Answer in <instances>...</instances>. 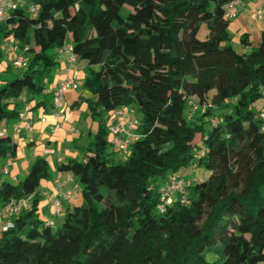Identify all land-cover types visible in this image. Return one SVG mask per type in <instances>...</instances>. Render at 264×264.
<instances>
[{
    "label": "trees",
    "instance_id": "obj_1",
    "mask_svg": "<svg viewBox=\"0 0 264 264\" xmlns=\"http://www.w3.org/2000/svg\"><path fill=\"white\" fill-rule=\"evenodd\" d=\"M232 1L26 0L36 16L28 7L9 12L0 47L14 37L28 51L24 68L0 73V208L36 198L0 231V264H264V109L254 108L264 97V32L257 47L244 33L249 50L236 52L229 27L239 12H225ZM67 43L86 63L82 88L100 125L82 162L58 166L77 178L83 203L55 228L39 214L37 191L52 177L46 158L19 184L2 181L17 154L2 125L27 106L53 107L49 87ZM212 91L217 104L192 113L190 102L208 104ZM126 108L139 111L140 123L118 162L106 125ZM190 169L207 177L162 211L160 187Z\"/></svg>",
    "mask_w": 264,
    "mask_h": 264
},
{
    "label": "crops",
    "instance_id": "obj_2",
    "mask_svg": "<svg viewBox=\"0 0 264 264\" xmlns=\"http://www.w3.org/2000/svg\"><path fill=\"white\" fill-rule=\"evenodd\" d=\"M260 9L263 10L264 14V2L260 0H240L239 14L234 20V23H237L239 27H243L245 33L249 34L252 43L259 41L261 34L264 32V15L261 19L251 18V14L258 12ZM248 20L249 22L251 21L249 25L246 23ZM248 30L250 33L247 32ZM252 34H256L254 39L251 36ZM257 35L259 36L258 38ZM2 45L4 47V58L0 63V73L6 75L7 66L11 65V56L7 53L4 44ZM85 68L86 63L78 61L76 72L78 90L70 91L65 95L63 108L55 110L54 107H51L46 112L44 109L38 108L30 113L32 130L23 129L19 135L16 134V127L22 124L21 119L2 125V130L7 132L17 144L16 158L5 163L2 170V181H9L15 185L19 184L27 176L37 157L46 158L51 167L52 177L48 181H43L37 191L41 197L39 214L45 221L52 220L55 228H59V221L62 225L65 218L64 214L68 209L78 206L76 202L81 196V187L77 178L71 173L59 172L58 166L69 160L82 162L84 160L85 147L93 139V135L97 133L100 125V119L92 117L87 103V100H92L94 97L83 88L79 92L80 83L82 87L85 80ZM66 71L67 63L65 57H60V64L56 70L55 79L49 87L52 93L64 78ZM22 101H25V98ZM126 111L137 117L140 116L138 114L139 111L135 108H126ZM108 117L107 129L112 118L111 115H108ZM43 119L45 121H42ZM133 134L137 135V131L135 130ZM129 151L115 154L114 157L118 161L121 155L124 157L123 154H126L128 155L125 157L124 161H126L129 157ZM194 175L193 173L187 178H196ZM74 190L78 191V196L63 201L61 215L52 216L51 205L53 201L61 197L63 193ZM34 198H36V195Z\"/></svg>",
    "mask_w": 264,
    "mask_h": 264
},
{
    "label": "built area",
    "instance_id": "obj_3",
    "mask_svg": "<svg viewBox=\"0 0 264 264\" xmlns=\"http://www.w3.org/2000/svg\"><path fill=\"white\" fill-rule=\"evenodd\" d=\"M264 2V0H260ZM240 0H233L226 8V17L233 19L238 14ZM26 0H0V24L4 23L10 11L16 8L24 9L27 8ZM28 11L36 16L38 8L35 6H29ZM253 18L260 19L263 17V10L260 9L258 12L253 13ZM6 47L7 53L11 56V65L14 68L22 69L26 66V59L24 54L28 51L27 47L22 46L18 40L14 37H9L3 42ZM60 57H65L67 63V71L65 72L64 78L59 82L53 95V107L55 110H59L64 106V97L70 91L78 90L76 81L77 72V57L73 53L72 46L67 43L60 50ZM192 113L201 112L205 113L208 105L201 104L197 100L190 102ZM111 123L108 127L109 142L111 150L115 154L127 153L130 149V145L133 142L136 134L133 132L137 130L139 126V118L126 111L125 109L114 110L111 114ZM263 125L262 130L264 131V111L260 115ZM22 124L16 127V134H20L23 129L32 130V117L30 115V108L27 106L21 117ZM42 121H45L44 119ZM214 124L217 120H213ZM5 133H1L4 136ZM194 180H189L182 177H169L166 183L160 187L159 198L161 201L160 208L163 211L167 205L173 203V201L180 195H184L186 187L191 185ZM78 196V191L65 192L58 199L54 200L52 208V216L57 217L61 215L63 210V201L75 198ZM33 196L24 197L18 201L9 202L0 208V231L7 232L14 227L13 219L21 214V212L31 205ZM48 225L55 227L52 220L47 221Z\"/></svg>",
    "mask_w": 264,
    "mask_h": 264
},
{
    "label": "rangeland",
    "instance_id": "obj_4",
    "mask_svg": "<svg viewBox=\"0 0 264 264\" xmlns=\"http://www.w3.org/2000/svg\"><path fill=\"white\" fill-rule=\"evenodd\" d=\"M251 22V21H250ZM249 20H248V22H246L248 25H249ZM252 25H254L253 23H252ZM204 27V26H203ZM203 27H202V29H201V31H200V33H199V38L200 39H205L206 38V33H207V28L206 27H204V29H203ZM248 33H250V31L248 30L247 31ZM245 33V30L243 29V27H239L238 25H237V23H234V21L233 22H231V24H230V27H229V34H230V41H229V44L232 46V48L236 51V52H239V53H243V52H247L248 50L246 49V48H244L243 46H242V44H241V36L243 35ZM252 36V38L254 39L255 38V36H256V34L255 35H251ZM259 36L257 35V38H258ZM258 43H259V41H255L254 43H253V46H255V47H257V45H258ZM0 49L1 50H4V47H3V45L0 47ZM85 74H86V72H85ZM82 90V87H81V83H80V90H79V92ZM78 92V91H77ZM209 103L207 104L208 105V107H213V106H215L216 104H217V102H218V97H217V93H216V91H212V92H210L209 93ZM254 108H255V110L257 111V112H259V110H262V109H264V97L262 98V99H260L256 104H255V106H254ZM206 112V111H205ZM186 117L187 118H189L190 117V113L188 112V110H186ZM139 115H140V113H138ZM202 114H205V113H202ZM197 141V140H196ZM124 155V157L121 155V158L120 159H118V162H124V160H125V157H127L128 155H126V154H123ZM188 173H194L195 175V177H198V178H201V177H207V176H205V174H206V171L204 170V169H200V170H192V169H190L189 171H188ZM204 178V179H205ZM187 179H189V180H195V178L194 177H190V178H187ZM203 179V178H202ZM83 203V199H82V197L80 196V198L77 200V202H76V204L78 205V206H80L81 204ZM65 215V214H64ZM58 226L59 227H61V223H60V221H59V223H58Z\"/></svg>",
    "mask_w": 264,
    "mask_h": 264
}]
</instances>
